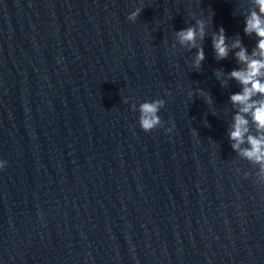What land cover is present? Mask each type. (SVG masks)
Masks as SVG:
<instances>
[{"label": "water", "instance_id": "water-1", "mask_svg": "<svg viewBox=\"0 0 264 264\" xmlns=\"http://www.w3.org/2000/svg\"><path fill=\"white\" fill-rule=\"evenodd\" d=\"M254 10V0H0V264H264L260 166L229 139L242 86L227 73L244 66L239 49L217 60L212 47L223 27L251 55ZM196 19L199 69L197 48L175 35ZM155 99L163 127L144 132L132 105Z\"/></svg>", "mask_w": 264, "mask_h": 264}, {"label": "clouds", "instance_id": "clouds-1", "mask_svg": "<svg viewBox=\"0 0 264 264\" xmlns=\"http://www.w3.org/2000/svg\"><path fill=\"white\" fill-rule=\"evenodd\" d=\"M258 7L257 11H252L245 17V35L253 33L258 37L256 47L249 55L247 48L242 45L239 39H236L229 45L225 34V29L220 27L212 35V47L217 60L226 59L229 52H234L237 62L244 67L233 69L227 73L228 79L237 81L241 86V91L230 96V101L237 107L236 114L233 117L232 131L229 133V139L233 141L231 147L241 156L257 163L259 172L258 180L264 183V99H254L256 96L264 97V0H254ZM142 9L136 8L127 17L129 21L135 22ZM206 20L196 19L195 24L181 29L175 33L180 45L189 48H197V52L192 66L199 69L204 60V50L202 46H197V39L203 40L205 37ZM217 78L221 79L225 73L222 70L217 71ZM226 81L222 80V86ZM205 101L210 102L211 97L205 96ZM165 105L163 99H155L139 104H135L132 109L139 112V126L144 132H150L158 127H163L160 116L158 115L161 108ZM250 114L252 122L257 129V136L247 135L249 121L245 118ZM172 127L165 129L171 132ZM247 143L250 147L241 149V145ZM6 161H0V169L6 166Z\"/></svg>", "mask_w": 264, "mask_h": 264}]
</instances>
